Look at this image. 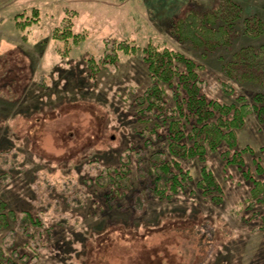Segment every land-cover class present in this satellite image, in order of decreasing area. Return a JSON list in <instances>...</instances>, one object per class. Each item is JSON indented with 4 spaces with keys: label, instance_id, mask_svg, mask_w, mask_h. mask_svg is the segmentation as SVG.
I'll return each mask as SVG.
<instances>
[{
    "label": "rangeland",
    "instance_id": "rangeland-1",
    "mask_svg": "<svg viewBox=\"0 0 264 264\" xmlns=\"http://www.w3.org/2000/svg\"><path fill=\"white\" fill-rule=\"evenodd\" d=\"M219 1L0 0V199L44 224L38 237L25 236L18 222L0 229V244L15 261L264 264V205L250 195L254 180L264 179L256 170L258 163L264 169V129L257 115L238 133L242 170L223 161L220 152L204 161L173 157L168 129L156 132L139 111L152 85L143 60L149 46L194 61L209 100L238 104L243 95L253 104L257 94L264 95V86L239 84L224 70L242 48L264 45V33H243L251 15L264 22V0H233L243 13L231 48H196L172 34L173 23L188 11H211ZM69 18L86 42L72 44L64 56L67 46L54 33ZM113 40L138 52L119 53L117 64H105ZM90 59L99 72L88 67ZM178 81L167 87L170 108ZM183 143L191 144L187 137ZM156 154L190 171L185 192L159 198L149 188L146 174ZM203 166L221 186L214 189L216 199L197 185ZM109 167L129 169L132 187L120 208L94 182Z\"/></svg>",
    "mask_w": 264,
    "mask_h": 264
},
{
    "label": "trees",
    "instance_id": "trees-1",
    "mask_svg": "<svg viewBox=\"0 0 264 264\" xmlns=\"http://www.w3.org/2000/svg\"><path fill=\"white\" fill-rule=\"evenodd\" d=\"M242 9L233 0H220L214 10L188 11L173 23L172 34L179 41L189 42L196 48H206L216 51L220 48H231L235 37L238 35L236 27L241 19ZM30 20L21 23V28L29 27ZM243 33L249 38H260L264 33V22L257 16L251 15L244 20ZM56 40L64 43V56L72 51L71 46H81L86 42L83 34L74 32V22L69 18L64 22V27L56 29ZM112 46L107 47L103 62L117 64L118 54H135L138 49L125 42L113 40ZM148 71L151 73L152 85L146 96L139 100V110L153 123L154 129L169 131V152L173 157L181 159H200L204 161L210 152H220L221 159L227 164L235 165L244 170V152L239 149L238 133L247 125V119L256 114L258 123L264 129V95L257 94L253 104L247 102L241 95L237 103L224 104L219 101L209 100L203 92L197 65L194 61L168 49L152 46L146 47L144 58ZM88 67L93 72H99L97 62L90 59ZM183 67L184 70H181ZM228 77L239 84L254 83L264 86V45L260 48H242L232 62L224 66ZM178 79L179 86L176 91L174 105L169 107L170 95L168 88ZM183 90L187 93L185 96ZM191 130L186 132V126ZM191 144H184L185 138ZM225 147V148H224ZM151 169L146 174L149 179V188L158 193L159 198H172L176 194L185 192L193 177L189 170H185L180 161L167 160L160 154L151 158ZM257 171L263 174L264 169L258 163ZM245 173L248 175L247 170ZM202 178L198 187L206 197L214 196V189L220 190V185L214 173L207 166L201 169ZM251 178V177H250ZM98 189L103 191V196L112 207L120 208L121 199L126 196V190L132 187L129 169L107 168L103 173L94 177ZM251 198L264 205V179L254 180ZM264 218V214L262 215ZM18 222V227L25 236H35L41 233L44 225L39 216L26 211L21 216L12 210L7 202L0 199V229H11ZM14 240V237H13ZM0 264H21L12 258V255L2 248L0 244Z\"/></svg>",
    "mask_w": 264,
    "mask_h": 264
}]
</instances>
